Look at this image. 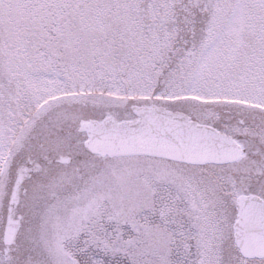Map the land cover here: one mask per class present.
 <instances>
[{
	"label": "snow or ice",
	"instance_id": "1",
	"mask_svg": "<svg viewBox=\"0 0 264 264\" xmlns=\"http://www.w3.org/2000/svg\"><path fill=\"white\" fill-rule=\"evenodd\" d=\"M0 264H264V0H0Z\"/></svg>",
	"mask_w": 264,
	"mask_h": 264
}]
</instances>
